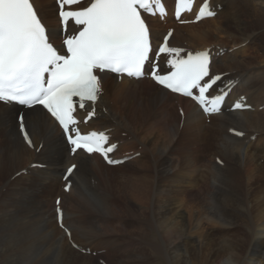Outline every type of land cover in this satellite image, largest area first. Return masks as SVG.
I'll use <instances>...</instances> for the list:
<instances>
[{
    "label": "bare ground",
    "instance_id": "1",
    "mask_svg": "<svg viewBox=\"0 0 264 264\" xmlns=\"http://www.w3.org/2000/svg\"><path fill=\"white\" fill-rule=\"evenodd\" d=\"M34 1L59 42L55 0ZM174 1L167 0L170 9ZM214 2L223 7L214 19L176 26L172 41L227 48L212 70L239 76L234 96L246 93L255 111H223L208 123L191 100L148 79L104 74L101 113L87 130L111 128L120 155L141 153L110 167L96 154L70 157L62 131L40 107L27 110L25 121L35 148L43 147L29 148L19 108L0 103V264H100L58 226L57 196L71 239L104 251L107 264H264V0ZM151 22L155 39L174 25ZM231 126L247 136H231ZM70 162L78 166L67 194L61 179Z\"/></svg>",
    "mask_w": 264,
    "mask_h": 264
},
{
    "label": "snow or ice",
    "instance_id": "2",
    "mask_svg": "<svg viewBox=\"0 0 264 264\" xmlns=\"http://www.w3.org/2000/svg\"><path fill=\"white\" fill-rule=\"evenodd\" d=\"M58 4L63 33L60 49L50 42L33 0H0V103L42 106L61 127L73 153H99L109 164L122 163L109 158L117 145L109 143L107 134L82 132L80 124H87L95 115L94 104L102 92L97 72L136 78L145 75L151 44L142 11L155 15L158 10L163 16L164 6L161 0H58ZM192 4L193 0H177V19L182 12L191 11ZM215 15L208 0H204L196 20ZM171 35L170 31L168 37ZM168 37L158 48L157 59L159 54H168L166 64L170 70L161 74L158 64L151 63L148 74L171 92L196 101L204 112L219 113L228 91L220 88V94L209 95L222 79L219 74L210 75L209 52H189L182 57L184 50L169 47ZM86 102H91V110L82 120L77 119L74 113L78 108L85 110ZM234 107L247 106L237 102ZM20 129L32 146L22 116ZM74 168L67 169L68 175Z\"/></svg>",
    "mask_w": 264,
    "mask_h": 264
},
{
    "label": "rangeland",
    "instance_id": "3",
    "mask_svg": "<svg viewBox=\"0 0 264 264\" xmlns=\"http://www.w3.org/2000/svg\"><path fill=\"white\" fill-rule=\"evenodd\" d=\"M55 12H56V10H54ZM45 194H46V192H43V194L42 193H40L39 194V200H42L43 198L45 199ZM100 256V255H99ZM103 256V255H102ZM104 257V256H103ZM105 258V257H104ZM169 264V263H168Z\"/></svg>",
    "mask_w": 264,
    "mask_h": 264
}]
</instances>
